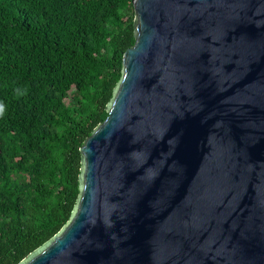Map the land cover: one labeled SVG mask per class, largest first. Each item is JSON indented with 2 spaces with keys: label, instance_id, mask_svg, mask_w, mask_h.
Wrapping results in <instances>:
<instances>
[{
  "label": "water",
  "instance_id": "95a60500",
  "mask_svg": "<svg viewBox=\"0 0 264 264\" xmlns=\"http://www.w3.org/2000/svg\"><path fill=\"white\" fill-rule=\"evenodd\" d=\"M132 5L71 217L19 264H264V0Z\"/></svg>",
  "mask_w": 264,
  "mask_h": 264
},
{
  "label": "trees",
  "instance_id": "16d2710c",
  "mask_svg": "<svg viewBox=\"0 0 264 264\" xmlns=\"http://www.w3.org/2000/svg\"><path fill=\"white\" fill-rule=\"evenodd\" d=\"M134 31L132 0H0V264L69 221Z\"/></svg>",
  "mask_w": 264,
  "mask_h": 264
}]
</instances>
